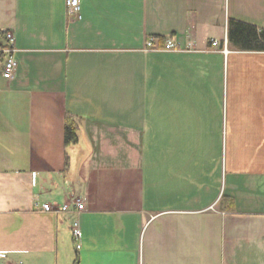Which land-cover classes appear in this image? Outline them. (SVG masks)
I'll return each mask as SVG.
<instances>
[{"label": "crops", "instance_id": "crops-1", "mask_svg": "<svg viewBox=\"0 0 264 264\" xmlns=\"http://www.w3.org/2000/svg\"><path fill=\"white\" fill-rule=\"evenodd\" d=\"M65 1L0 0L2 264H264V51L227 42L264 0Z\"/></svg>", "mask_w": 264, "mask_h": 264}, {"label": "built area", "instance_id": "built-area-1", "mask_svg": "<svg viewBox=\"0 0 264 264\" xmlns=\"http://www.w3.org/2000/svg\"><path fill=\"white\" fill-rule=\"evenodd\" d=\"M65 9L67 16L69 18L79 20L80 19V8L79 3L77 0H66L65 1ZM211 48L214 51H220L222 53H226V47L223 45L222 47H219L217 42L213 41L211 42ZM187 52L193 51L192 43L188 42L186 49ZM143 53L148 52H176L178 51L176 42L169 38L165 41L162 48H158V46L155 43L154 39H147L144 43V46L141 50ZM15 52L14 48V40L13 36L10 32L6 30H0V58L2 62V68H1V78L4 81H11L13 78V74L16 70L17 63L14 60L13 54ZM72 208L68 204L61 206L60 208H53L49 204H45L42 206L41 211L44 213H70L71 210H74L77 212L83 210V203H81L79 200H73L71 202ZM75 215V213H74ZM71 234L73 237L74 242L78 241L81 238V232L79 230L78 222L77 220H73L71 223ZM6 261V257L3 254H0V264L4 263Z\"/></svg>", "mask_w": 264, "mask_h": 264}, {"label": "trees", "instance_id": "trees-1", "mask_svg": "<svg viewBox=\"0 0 264 264\" xmlns=\"http://www.w3.org/2000/svg\"><path fill=\"white\" fill-rule=\"evenodd\" d=\"M227 42L239 52L255 53L264 51V34L258 32L254 26L229 20L227 24ZM80 120L75 116L66 114L64 127V146L75 147L77 145V132ZM74 264H77L75 260Z\"/></svg>", "mask_w": 264, "mask_h": 264}]
</instances>
